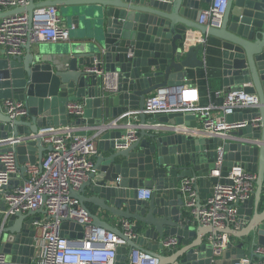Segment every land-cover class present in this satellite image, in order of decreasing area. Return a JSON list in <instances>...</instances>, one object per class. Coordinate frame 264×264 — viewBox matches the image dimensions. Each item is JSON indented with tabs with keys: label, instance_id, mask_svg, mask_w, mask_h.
Segmentation results:
<instances>
[{
	"label": "water",
	"instance_id": "1",
	"mask_svg": "<svg viewBox=\"0 0 264 264\" xmlns=\"http://www.w3.org/2000/svg\"><path fill=\"white\" fill-rule=\"evenodd\" d=\"M211 0H29L25 7L0 11V18L27 12L29 29L34 10L56 6L75 25L76 37L62 50L29 35L18 53L0 54V140L37 133L47 125H89L97 135L96 170L71 197L88 212L92 223L114 232L126 243L117 249V263L128 264L132 248L147 250L166 264L163 241L175 238L190 245L198 227L188 221L184 196L179 185L194 178L193 187L201 201L210 197L217 182H231L214 176L219 137L195 133L200 120L194 113H156L161 123L149 126L146 97L162 87L187 83L190 74L206 67L215 58L224 86L257 94L255 113L229 115L228 121L261 116L262 125L230 131L224 142L222 176L235 165L255 173L252 197L237 204L240 229L204 226L209 233L226 232L224 254L238 261L248 253L264 258L253 249L264 246V0H228L219 28L198 23L202 4ZM204 36L206 42L188 44V32ZM58 51V52H57ZM98 63V73L89 69ZM115 87V88H114ZM7 99L23 101L28 108L24 118H11L5 112ZM82 102L84 114L71 116L67 106ZM136 110L141 118L137 138L124 145L129 127L115 120L127 119ZM148 125V126H146ZM259 139V144L246 139ZM8 145V146H5ZM51 145L41 138L0 143V155L14 150L17 173L0 190V264H32L36 257L38 230L35 211L6 213L3 195L26 179L27 164H38ZM3 163L0 159V169ZM15 177V178H14ZM143 187L153 189L148 200L137 198ZM89 193V195H87ZM101 214L131 221L137 238H129ZM62 236L82 238L84 226L71 218L62 219ZM153 241L155 243H153ZM199 247L200 251L195 252ZM181 264H209L213 255L210 242L190 247ZM179 259V255L175 260Z\"/></svg>",
	"mask_w": 264,
	"mask_h": 264
},
{
	"label": "built area",
	"instance_id": "2",
	"mask_svg": "<svg viewBox=\"0 0 264 264\" xmlns=\"http://www.w3.org/2000/svg\"><path fill=\"white\" fill-rule=\"evenodd\" d=\"M47 1V0H38ZM228 0H211L207 8L202 9L198 23L207 27L219 28ZM29 0H0V11L25 7ZM33 27L29 29L27 12L16 13L0 18V48L11 55L18 53L20 47L26 43L29 35L47 42L69 41L71 29L63 23L56 6L39 7L34 10ZM199 37V36H198ZM197 42H206L201 36ZM98 71V63L89 69ZM115 88V87H114ZM197 90L193 85L177 87H162L146 97L145 112L150 115L183 111L194 113L200 120L199 127L191 129L209 137H219L223 144L217 147L218 156L215 161L214 176L225 178L231 182H217L213 185L210 197L201 201L199 206L198 192L193 187L194 178H185L179 185L184 196V208L188 221L198 222L203 226H213L219 229L230 226L233 229L241 227L238 214L239 202L253 196L256 188L257 175L241 165L233 166L226 176H222L224 161V142L230 131L251 126L258 128L262 125L261 116L241 121H228V116L241 109H259L260 100L257 94L244 90H227L216 92L223 98V103L214 111L215 106L200 105ZM6 114L11 118H24L28 115V108L23 101L7 99L3 102ZM71 116H82L84 104L71 102L67 106ZM122 123L129 127L124 145L128 146L137 138V130L143 125L129 119L112 122L113 127ZM149 124V123H148ZM162 124V123H160ZM164 124V123H163ZM148 126V125H146ZM149 126L163 127L149 124ZM169 126V125H167ZM91 130L89 125H47L38 129L37 133L22 135L17 139H7L11 145L26 140L41 138L51 149L42 158V168L38 164H27L26 179L3 195L6 203V213L14 214L19 211H35L44 206L47 216L37 218L34 226L38 230L36 257L32 264H116L117 249L126 241L114 232L92 223L88 212L71 197L70 190L79 189L90 173L95 172V160L98 155L96 133H81ZM93 131V130H91ZM249 143L259 144V139H246ZM3 167L0 169V190L9 184L12 175L18 173L17 155L10 150L0 155ZM15 178V177H14ZM153 189L143 187L138 190L139 200L150 199ZM71 218L84 226L82 238L69 239L62 236V219ZM132 222L122 220L121 228L129 238H137L132 229ZM228 235L225 232L211 233L208 242L213 245V255L209 264H224V248ZM177 239L170 238L163 241L164 248L172 247ZM256 254L264 255V246L258 245L253 249ZM4 262V255L0 253V263ZM128 264H159V259L147 250L132 248L128 257ZM171 264H181L173 262ZM233 264H264V258L245 256Z\"/></svg>",
	"mask_w": 264,
	"mask_h": 264
},
{
	"label": "crops",
	"instance_id": "3",
	"mask_svg": "<svg viewBox=\"0 0 264 264\" xmlns=\"http://www.w3.org/2000/svg\"><path fill=\"white\" fill-rule=\"evenodd\" d=\"M36 1L39 2L38 0H36ZM209 5H210V2L203 3L202 9L207 8ZM58 13H59V8H58ZM59 15L61 16L63 23L66 26H68L72 31L70 42H75L77 40H81V39H78L76 37H73L76 34L75 25H73L70 22V20L65 19L60 13H59ZM186 32H188V37H187L188 44H192L193 42L198 41L197 37H195L196 35L193 36L195 34V31L186 30ZM70 42L69 41H57V42H47V43L50 47H53L55 50H58V49L62 50ZM2 53H3V51L0 48V54H2ZM218 72H219V67H217V61L215 60V58L209 57V53H208L206 67H204L203 69L197 70L193 74H190L188 77L189 81H187V83L190 82L191 85H193V88H195L197 90L196 92H197V96L199 99L198 103L202 106L213 105V106H215L214 111H216V112L220 111V109L218 107L221 106L223 103V98L221 96H217L216 92L230 90L229 88L224 86L223 81H222V77ZM257 111H258V109H246V108H244L241 110H237L235 113L249 114V113H255ZM130 113H132V115L129 116L127 119H129L132 122H138V123L141 122L140 115L138 114V112L136 110L130 111ZM154 115L147 114V121L149 124L156 125V126H167L165 123L160 124L161 122L158 119H156ZM81 133H88V134L93 135L94 131L83 130V131H81ZM4 142H7V140H0V143H4ZM5 146H8V145H5ZM97 146H98V143H97ZM100 153L107 154V152L103 151V150H99L98 154H100ZM16 178L17 179L22 178L20 171L17 173ZM87 195H89V193H87ZM101 215L103 216L104 219L111 222L114 226L121 227V223L123 220L122 218L113 217V216H110L109 214H106V215L101 214ZM46 216H47V214H46L45 209L40 210V212H38L37 214L34 215L35 218H44ZM192 223H194V225L197 226L199 229L197 235L193 237L189 246L185 245L181 241L177 240V243L174 246L169 247V248L165 247L163 254L167 258L165 261L166 264H171L173 262H179L180 263L181 259L186 258V255H187L186 251L190 247L200 243L201 241L202 242H208V237L211 233H209L208 230L203 225H201L200 223H198V222H192ZM240 228H238V229H240ZM227 235H228V238L232 237L231 234L227 233ZM153 243H155V242L153 241ZM199 251H200V248L196 247L195 252H199ZM250 254L251 253H248L247 256H250ZM178 255H179V259L175 260L176 256H178ZM233 263H234L233 258H227L224 254V264H233Z\"/></svg>",
	"mask_w": 264,
	"mask_h": 264
},
{
	"label": "rangeland",
	"instance_id": "4",
	"mask_svg": "<svg viewBox=\"0 0 264 264\" xmlns=\"http://www.w3.org/2000/svg\"><path fill=\"white\" fill-rule=\"evenodd\" d=\"M71 33H72V31H71Z\"/></svg>",
	"mask_w": 264,
	"mask_h": 264
}]
</instances>
